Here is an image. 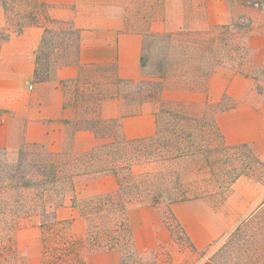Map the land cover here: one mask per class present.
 <instances>
[{"label": "rangeland", "instance_id": "1", "mask_svg": "<svg viewBox=\"0 0 264 264\" xmlns=\"http://www.w3.org/2000/svg\"><path fill=\"white\" fill-rule=\"evenodd\" d=\"M5 3L7 11L0 4V28L8 27L9 35L0 44V86L15 83L17 74L10 72V65H25L30 52V49L25 50L24 42H14L17 35L14 30L23 22L22 0H5ZM56 3V0H36V8L40 11L36 24L69 30L70 21L51 19L48 15L49 8ZM166 3L170 8V18L166 16ZM124 15L131 29L144 30L142 54L146 53V60L136 76H119L113 66H80L74 76L60 79L57 69L63 65L58 64L53 68L49 82L61 84L65 103L76 110V119L69 121L70 132L77 128L91 129L94 132L97 129L99 133H105L103 141L110 140L113 136L118 137L119 130L115 122L118 117H108V113L117 111L120 116L138 113L144 102L157 105L156 119H170L168 114L159 111L160 108L183 109L190 115L207 119L210 114L216 117L218 112L235 106L236 100L229 95L225 99L222 96L216 102L206 101L201 104L163 96L162 91L165 89L186 88L183 77L165 78L162 81L163 88L157 87L156 81L161 79V75L171 73L179 76L183 68L178 65L183 64L182 62L173 60L178 63L172 67L170 65L173 69L169 71L168 66H165L164 72L158 71L157 63L162 60L166 51L174 59L182 45L181 38H174L169 44L162 34L177 32L184 27L191 31L192 37L203 36L207 40L202 49L206 46L211 48L210 63L215 61L211 73L216 68H221L230 73H243L255 83L264 79V48L260 54L262 58L258 60V51L250 50L245 45V40L251 33H260L264 37V0H130ZM162 20L164 23L168 20V23L161 30H151L148 27L149 22L160 26ZM60 37H57V41L61 40ZM75 37L73 32L67 35V41L75 45ZM150 40L152 43L145 48ZM242 44L244 50L234 48V45ZM37 50L38 48L33 52L34 55ZM57 53L60 54V49ZM197 54L200 53L197 51ZM203 56L204 52L201 59ZM198 62L200 58L196 56V63ZM73 64L76 61L68 65ZM209 78L210 75L198 88L205 94L208 93ZM23 82L29 87L35 85V81L31 79ZM259 85L258 83V87ZM218 102L220 106L217 105ZM222 106L226 108L219 110ZM203 113L205 116H202ZM6 120L11 128L20 127L14 119ZM38 145L23 144L19 148L24 150L25 173L35 172L34 153L48 150L44 145ZM216 145L220 148L223 146L217 140L210 146ZM220 148L211 152L207 162L203 155L198 154L194 160L183 158L169 163L189 170L184 179L187 186L194 187L201 193L199 197L181 201L182 204L175 211L171 206H145L150 209L141 213L133 212L138 207L129 208L128 216L134 230L132 251L139 260L128 264H201L227 241L239 225L249 224V227L264 235V168L258 163L254 148L249 144L228 146V149L223 150ZM19 149L4 148L0 152V165L6 161L15 164ZM155 166L161 167L159 163L147 165L149 169ZM145 167L143 164L137 165L134 170L140 172ZM39 222L40 216L36 212L23 217L20 228L14 231L15 247L19 253L18 264H42ZM75 229L77 231L74 232L80 235L85 229V222L77 220ZM81 255L86 264H119L122 256L116 250H92L85 247L82 248Z\"/></svg>", "mask_w": 264, "mask_h": 264}, {"label": "trees", "instance_id": "2", "mask_svg": "<svg viewBox=\"0 0 264 264\" xmlns=\"http://www.w3.org/2000/svg\"><path fill=\"white\" fill-rule=\"evenodd\" d=\"M0 4L8 10L5 0H0ZM39 12L36 0H22L23 22L14 31L19 34L24 27L36 24ZM73 32L77 40L75 45L67 41V35ZM8 35V27L0 28V44ZM162 35L168 39L169 44L174 38H181L182 45L178 48V54L174 53L177 55L174 59L166 51L162 60L157 63L158 71L164 72L165 66H168L169 71L173 69L171 67L178 64L173 60L182 62L183 64L178 65L183 68L179 76L171 73L161 75V79L156 81L157 87L163 88L162 81L165 78L183 77L187 89L200 88L215 65V61L210 63L211 48L206 46L202 49L207 44L205 37H192L191 31L186 27ZM59 36L62 38L57 41ZM79 41L80 31L71 22L69 30L45 27L35 55L36 80L47 81L52 77L56 65L64 66L75 62ZM150 43L152 40L146 43L145 48ZM234 48L244 50L243 44L234 45ZM58 49L60 54L57 53ZM145 54L144 52L140 58L141 64L146 60ZM195 55L200 58V62L196 63ZM201 80L203 82L199 83ZM226 97L228 96L224 94L223 98ZM217 105L221 104L218 102ZM225 108L222 106L219 110ZM159 111L168 114L170 119H156V131L151 136L126 139L121 133V123L117 120L119 118H115L119 136L102 141L90 150L36 151L33 173L23 171L25 158L22 149H19L15 164L7 161L1 164L0 264H18L19 253L15 247L14 231L20 228L23 217L36 212L40 216L42 264H86L81 255L83 247L116 250L122 255L119 264L139 260L132 251L134 233L128 216L129 208H169L176 202L199 197L201 193L194 187L187 186L184 179L189 170L169 163L183 158L194 160L198 154L203 155L207 162L211 152L220 148L219 145L210 146L215 140L222 143L220 149H228L213 114L207 119H200L183 109L160 108ZM95 133L104 139L105 133H99L97 129ZM1 151L4 148H0ZM257 161L264 168L259 158ZM155 163H159L161 167H147ZM141 164L146 166L145 169L135 171V166ZM100 173L115 176L116 186L113 190L86 196L76 191L75 180L78 176ZM68 204L77 210L85 222V229L80 235L72 229L71 219L57 217V208ZM201 264H264V235L249 227V224L239 225L227 241Z\"/></svg>", "mask_w": 264, "mask_h": 264}, {"label": "crops", "instance_id": "3", "mask_svg": "<svg viewBox=\"0 0 264 264\" xmlns=\"http://www.w3.org/2000/svg\"><path fill=\"white\" fill-rule=\"evenodd\" d=\"M56 1L55 6L48 10L51 19L68 20L80 31L76 64L58 68L60 79L74 76L80 66H113L116 74L122 77H134L140 72L144 30L131 29L127 24L124 13L130 0ZM165 9L166 16L170 18L167 3ZM163 21L160 26L149 22L148 27L161 30L168 23V20ZM44 28L39 23L26 26L15 36L14 42H24L25 50L30 49V52L25 65H10V72L17 74L15 83L0 86V148L18 150L23 144H42L53 152L90 150L103 138L86 128L70 132L69 121L76 119V110L65 103L61 84L49 80L38 82L35 78L36 54L33 52L38 48ZM245 45L258 51V60L262 58L264 37L260 33L249 34ZM25 79L34 80L35 85L26 86ZM162 94L168 99L200 104L219 101L224 94L233 97L236 105L216 114L224 142L228 146L252 145L264 164V79L255 83L243 73L216 68L210 74L207 94L199 89L186 88L165 89ZM156 110L155 103L144 102L138 113L120 116L114 111L108 113V117L121 119V133L126 139L143 138L156 131ZM6 119H14L20 127L11 128ZM115 186V176L111 173L82 175L75 180L76 191L82 196L108 192ZM180 204L176 202L171 208L175 211ZM146 209L150 208L138 207L133 212L141 213ZM56 212L60 219H71L74 231L75 222L83 221L70 205L61 206ZM143 221L147 224L146 219Z\"/></svg>", "mask_w": 264, "mask_h": 264}]
</instances>
